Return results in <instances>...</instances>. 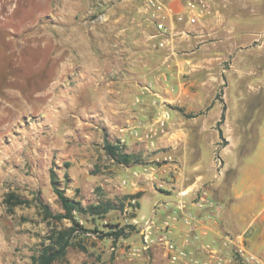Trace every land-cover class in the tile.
Segmentation results:
<instances>
[{
    "label": "rangeland",
    "instance_id": "obj_1",
    "mask_svg": "<svg viewBox=\"0 0 264 264\" xmlns=\"http://www.w3.org/2000/svg\"><path fill=\"white\" fill-rule=\"evenodd\" d=\"M143 6L144 0H0V264H32L51 232L71 226L68 220L45 217L44 206L53 214L63 212L51 170L59 188L84 207L110 200L125 206L130 216L136 209L128 206L137 202L126 196L131 188L142 189V178L147 180L132 168L154 165L153 189L159 193L147 194L139 215L149 217L152 205L166 197L161 193L174 188L179 163L170 140L192 130L187 119L207 114L214 100L229 109L240 139L245 127L247 136L253 133L264 143V55L238 60V70L259 74L236 77L228 72L235 70L234 51L210 65L205 62L210 41L197 39L188 47L197 26L183 25L185 35L155 37ZM144 37L150 41L142 47ZM142 48L155 53H142ZM190 50L197 56L196 70L210 65L220 75L179 72L178 63L190 57ZM161 138L168 144L160 146ZM235 141L236 148L253 145ZM106 142H121L140 165L117 164L107 156ZM226 144L221 140L215 154ZM146 150L151 154L144 157ZM209 153L204 150V162ZM169 155L174 161L165 160ZM8 196L14 197L12 204H25L10 207ZM122 215L112 211L94 224L88 216L78 218L87 228L108 232L106 224L121 225ZM79 239L87 252L70 248L66 260L55 264L142 262V255L128 249L112 251L114 245L97 235ZM146 252L148 264L166 263L163 253Z\"/></svg>",
    "mask_w": 264,
    "mask_h": 264
},
{
    "label": "crops",
    "instance_id": "obj_2",
    "mask_svg": "<svg viewBox=\"0 0 264 264\" xmlns=\"http://www.w3.org/2000/svg\"><path fill=\"white\" fill-rule=\"evenodd\" d=\"M172 8L176 14L183 12L184 1H176L172 4ZM174 19L173 17L169 18L168 26L177 32H181L183 24H179ZM260 26L263 27L261 31H259ZM153 27L155 29V26ZM192 29L197 34L192 39L187 40L188 47L198 43L197 39L210 41L209 47L206 48V50H210L206 54L208 56L205 60L206 63L211 65L218 59L232 55V51H234L236 54L235 70L228 72L236 77L238 74L241 76L250 75L251 77L259 74V70L254 69L238 70L237 61L241 60L244 63L247 62L245 61L247 57L257 59L264 55V0H215L210 13L196 28ZM148 41H150L149 37L142 38V47ZM210 45L214 47L216 45V48H211ZM252 45L258 46L255 52L252 50ZM245 47L248 48L244 50ZM144 49L142 48V53L148 52L149 55L155 53V51ZM204 49V46L201 47V51H206ZM193 53L195 51L190 50V57L178 63L180 65L179 72L195 75L203 71L207 75H220V70H216L210 65L206 66V70H196L199 64L196 63L197 56H194ZM176 58L178 57L176 56ZM186 64L190 66H185ZM260 67L257 66V68ZM156 71V68L152 70L155 74ZM214 80L217 79L214 78ZM218 81L220 84L222 78ZM196 83V80H193L191 86H195ZM156 87L155 80V83L152 84L154 94L158 93ZM250 89L253 90V86ZM194 95L192 93L190 97L193 99ZM211 103L207 114L198 117L190 116L187 119L186 125L192 130L183 131L178 134L176 139L173 137L170 140V146L179 163L174 188L171 192L161 193L166 197L157 200L152 205L149 217L144 214L142 217L139 215L147 194L159 193L153 189V179L157 180V171L154 169V165H149L147 168L146 164L143 163L142 166L132 168L142 171V176L147 177V180L142 178V189L131 188L129 194L133 195L142 191L146 195L142 194L141 198L135 200L139 205V209H136L135 218H129L127 216L128 209H126L121 216V226L133 225L138 229L127 239L122 238L116 243L109 239L103 240L105 244L114 245L112 251H118L121 248L123 251L128 249L133 254L140 251L138 256L142 255V262L138 261L136 264H148L145 259L147 252L142 250L143 243L142 235L138 232L139 226L150 220H154L160 225L173 213H178L181 216L177 222L166 234L159 231V236L163 234L167 240L186 251L192 261L214 260L216 256L224 257L229 261L232 251L241 247L245 248L249 255L264 256V143L258 137L253 136V133L251 136H247L248 130L245 127L241 128V132L245 135H241L240 139V136L234 131L233 122L227 115L229 109L226 112V109L222 108L224 104L215 100ZM223 112L225 113V120L218 125ZM190 138L200 141L191 144ZM221 140L227 141V144L219 150L224 165L221 172L218 173L214 166V156L215 151H217L216 145ZM235 140L246 141V143L253 145L252 147L249 146V149L248 146L236 148ZM122 141L125 143L124 140ZM166 144L168 141L165 138L159 140L160 146ZM205 149H209L210 152L208 162H204ZM149 154L151 152L146 150L143 156L147 157ZM151 161L153 160L149 162ZM201 189H205L208 199L221 206L218 217L209 219L208 212L200 210L193 204L195 193ZM187 214H191L200 223L195 231H192L184 223ZM151 250L158 251L160 254L163 253L162 257H165V264H171L166 248L157 243L156 240ZM213 253H217V255H212Z\"/></svg>",
    "mask_w": 264,
    "mask_h": 264
},
{
    "label": "built area",
    "instance_id": "obj_3",
    "mask_svg": "<svg viewBox=\"0 0 264 264\" xmlns=\"http://www.w3.org/2000/svg\"><path fill=\"white\" fill-rule=\"evenodd\" d=\"M178 0H144L143 11L149 16L148 20L155 26V37L162 36L164 38H173L175 35L186 34V32H177L168 26L169 18H175L176 22L187 27L198 26L203 19L210 13L212 4L215 0H182L184 1L183 12L176 14L172 8ZM166 161H174L171 155L165 157ZM159 161V160H157ZM223 160L219 154L214 156V166L218 173L223 168ZM135 204V200L131 201ZM193 204L200 210L208 212V218L218 217L221 212V206L216 202L208 199L205 189H201L195 193ZM182 208H184L182 206ZM180 208V209H182ZM180 214L173 213L170 217L165 219L160 225L154 220L148 221L146 224L139 226L138 232L141 233L144 252L149 251L156 240L157 243L164 246L168 252V258L171 264H264V256H253L247 254L245 248H236L232 251L230 260L216 256L214 260L206 259L202 261H192L186 251L178 248L176 244L167 240L163 234L159 236V231L166 234L175 222L180 218ZM184 223L192 231L197 229L199 221L193 218L191 214H187ZM138 228H136L137 230ZM141 252L137 251L132 255L138 256ZM217 255L213 253L212 255ZM223 258V259H222Z\"/></svg>",
    "mask_w": 264,
    "mask_h": 264
},
{
    "label": "trees",
    "instance_id": "obj_4",
    "mask_svg": "<svg viewBox=\"0 0 264 264\" xmlns=\"http://www.w3.org/2000/svg\"><path fill=\"white\" fill-rule=\"evenodd\" d=\"M224 120L225 113L223 112L219 124H222ZM104 150L107 156L119 165H140V162H138L134 155L128 154L124 151V145H122L121 142H117L116 144L106 142ZM50 178L51 186L58 197L63 212L53 214L48 206H44L43 211L45 217L51 218L58 223L68 220L71 223V226L51 232L42 244L38 253L32 256V264H55L57 262H62L66 260L70 248H76L80 251L87 252L88 248L81 242L79 239L80 236L85 237L97 235V239H109L116 243L122 238L127 239L132 233H134V231H136V227L133 225L121 226L120 224H106L109 229L108 232L99 231L97 227H94L93 229L87 228L79 220L78 216H88L94 224L98 220H105L106 216L112 211H120L124 213L126 211L125 206H117L114 202L107 200L84 207L81 202L69 198L66 195L65 190L59 188V180L54 170H51ZM139 198H141L140 193L126 196V199L129 201ZM13 200V196H8L5 203L10 204V207L25 204V202L21 200H16V202L12 204ZM128 207L131 209H139L137 203L134 206L130 204ZM128 217L135 218L136 213H133Z\"/></svg>",
    "mask_w": 264,
    "mask_h": 264
}]
</instances>
